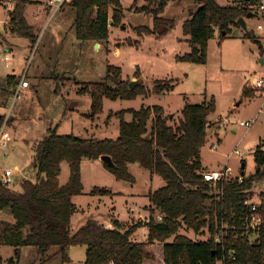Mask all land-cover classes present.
I'll use <instances>...</instances> for the list:
<instances>
[{
	"label": "trees",
	"instance_id": "obj_1",
	"mask_svg": "<svg viewBox=\"0 0 264 264\" xmlns=\"http://www.w3.org/2000/svg\"><path fill=\"white\" fill-rule=\"evenodd\" d=\"M0 1L14 3L9 13L12 31L29 39L33 48L37 38L25 17L30 0ZM146 1L136 11L151 13L154 29L138 26L134 28L135 33L139 37L158 34V31L164 35L173 28V20L161 14L174 0ZM196 1L198 9L183 24L190 52L179 60L206 64L208 45L216 32L225 39L240 18L251 13L256 16L259 0H233L227 6H221L217 0ZM69 5L76 13L73 26L80 40L108 43L110 26L124 25L121 0H71ZM244 37L261 44L249 32ZM261 49L264 52L263 46ZM120 76V68L108 66L101 83L80 90V94L91 97V109L86 116L89 120L103 113L105 98L134 100L138 96L151 97L153 93L162 95L173 90L172 82L163 81L154 82L153 89L145 87L142 81L131 88V80ZM248 91L246 88L245 94ZM213 109V102L206 99L204 103L186 104L177 124L171 123L173 115L161 106L124 110L117 114L119 137L116 140L59 135L54 130L33 144L35 179H23L21 191L6 185L0 187V212L12 217L11 221L0 219V247L10 246L15 250L9 263L19 264L23 249L35 247L43 264H50L56 255H61L63 263L72 264L68 250L82 245L87 248L85 264H145L155 260L149 247L157 243L163 245L165 264H264V226L258 232H246L242 222L249 210L245 202L254 197V187L264 182V149L256 148V170L248 176L242 171L241 181L238 177L217 185L207 182L203 173L208 169L202 163L201 150L209 135L208 115ZM127 113L133 115V121L125 119ZM4 118L0 116V127ZM104 155L113 158L116 167H105L120 181L135 182L129 165L136 163L163 178L165 186L150 196L152 207L162 215L161 221L154 218L150 207L152 214L146 223L127 228L116 218L112 223L114 228H106L88 220L76 232L73 230L74 199L84 192L82 162L100 160ZM64 162L70 165V177L61 186L59 176ZM111 194L104 188L92 191V195ZM261 197L259 210L264 217V192ZM140 228L148 229L146 242L133 238ZM183 229L196 234L206 230L210 237L194 241L180 233ZM218 237L221 243L216 241ZM171 238L173 241L168 242ZM0 264H3L1 257Z\"/></svg>",
	"mask_w": 264,
	"mask_h": 264
},
{
	"label": "rangeland",
	"instance_id": "obj_2",
	"mask_svg": "<svg viewBox=\"0 0 264 264\" xmlns=\"http://www.w3.org/2000/svg\"><path fill=\"white\" fill-rule=\"evenodd\" d=\"M32 1L34 3L28 12L32 32L37 38L35 46L31 48L29 39L14 33V58L21 59L14 63L15 70L5 68L0 57V66L14 76L16 82H21L26 72L30 83V87L23 89L22 96L14 101L16 88H9L7 79L0 77V114L10 117L6 126L7 144L0 145V179L6 169H11L14 174L10 187L21 191L23 179H35L33 144L44 140L54 130L59 135L116 140L119 137L117 114L121 111L161 106L166 113L173 115L171 123L177 124L186 104L205 99L213 102L214 109L208 115L209 135L201 150L204 167L211 171L227 167L232 179L242 177L244 163L247 176L255 172L254 152L259 146L264 149V89L253 90L251 83L245 84L254 77H264V64L261 62L264 60L261 49V46L264 48V11L257 8L256 16L246 18L247 30L240 25L233 26L232 33L225 39L216 33L208 45L207 63L198 64L179 60L190 52L189 37L184 33L183 24L198 9L196 0L170 1L161 16L173 20V28L164 35L158 31V34L154 32L142 37L135 33V27L146 26L153 30L155 26L151 13L136 11L147 1L121 0L124 25L110 26L108 43H103L100 48L95 42L78 39L73 26L76 13L70 5L49 20L50 15L44 13L42 7L46 0ZM217 2L221 6L231 3L230 0ZM1 11L0 19L3 18ZM32 12L36 14L32 16ZM112 15L110 13V18ZM260 25L262 30L258 28ZM5 31L0 25V38L8 36ZM247 32L261 44L245 38ZM9 37L12 38V35ZM108 66L120 68L123 80H139L151 89L156 81L172 82L173 90L162 95L153 93L151 97L138 96L134 100L105 98L103 113L91 121L86 117L91 109V97L80 94V90L101 83ZM247 86L248 95L245 94ZM125 119L131 122L133 115L127 113ZM246 121L255 123L251 127H242L240 123ZM16 168L20 169V173ZM129 172L135 177L134 183L118 180L101 160H84V192L74 199L76 213L72 224L75 232L81 227L78 222L80 217H87V220H94L106 228H114L112 223L116 218L127 228L140 222L146 223L152 213L157 221L162 220L160 211L152 204L150 207L154 211L150 212L149 203L151 194L165 186L163 178L138 163L130 164ZM69 177L70 165L64 162L59 183L67 184ZM95 188H104L113 194L92 195ZM253 192L254 201L264 192V182L257 184ZM128 205L135 206L133 209L137 208L136 211H131L132 208L128 211ZM142 213L147 217H140ZM9 218L12 217L0 212V219ZM147 232V228L138 229L134 240L146 242ZM203 232L180 231L194 241L208 240L210 235L206 230ZM172 241L173 238L168 242ZM150 249L155 260L146 261V264H164L162 245L156 243ZM68 254L73 264H85L87 248L72 246ZM0 257L3 264H10L14 248L0 247ZM19 264H43L39 261L38 249L26 248ZM50 264L65 263L61 255H56Z\"/></svg>",
	"mask_w": 264,
	"mask_h": 264
},
{
	"label": "built area",
	"instance_id": "obj_3",
	"mask_svg": "<svg viewBox=\"0 0 264 264\" xmlns=\"http://www.w3.org/2000/svg\"><path fill=\"white\" fill-rule=\"evenodd\" d=\"M71 0H50L47 4V7L50 9L51 12H53L52 14L55 15L58 11H60L66 4L70 3ZM7 6V8H9L10 12L14 9V3L13 2H7V1H0V7L2 6ZM258 10L260 11H264V0H259V3L257 5ZM9 20H8V25L9 28L12 27L11 24V18L10 16ZM259 30H262V26H258ZM6 60L8 59V57L5 58ZM248 83L253 85L254 89L257 90H261L264 89V77H254L252 79L248 80ZM30 86V83L27 80V73L24 72L23 77L21 78V82L20 85L16 88L15 92H14V101L19 99L22 96V90L26 89ZM4 122L2 124V126L0 127V145H6L7 141H6V137H7V133H6V126L9 123V116H4ZM255 123V121H246V122H241L240 125L242 127H251L253 124ZM214 149H216V146L213 147ZM239 153V152H237ZM13 174L14 172L11 169H6L4 174L2 175V184L6 185V186H10L13 183ZM203 177L204 179L213 184V185H217L219 182L224 181V180H230L232 179L229 175V170L228 168H224L221 171H206L203 173ZM242 180V177H240V181ZM263 192L260 193V196L257 197V200L253 201L252 199H249L245 202V204L248 206L249 210L248 213L244 215L242 222H243V228L246 232L248 231H260L262 229V227L264 226V217L262 215V213L260 212L259 208L261 205V194ZM217 242H222L221 241V237H218Z\"/></svg>",
	"mask_w": 264,
	"mask_h": 264
},
{
	"label": "crops",
	"instance_id": "obj_4",
	"mask_svg": "<svg viewBox=\"0 0 264 264\" xmlns=\"http://www.w3.org/2000/svg\"><path fill=\"white\" fill-rule=\"evenodd\" d=\"M50 0H46V1H44L43 2V4H42V7H43V12L44 13H46L47 15L49 14L50 15V17H49V20H52L53 18H54V16H53V14H51V11H50V9L47 7V4H48V2H49ZM231 2L233 1V0H230ZM30 4L26 7V10H25V17H26V20H27V22H28V24L31 26V23H30V17H29V9H30V7H32V4L34 3V1H32V0H30ZM70 3H68V4H66L65 6H68ZM64 6V7H65ZM64 7L60 10V11H62L63 9H64ZM2 10V11H1ZM0 11L2 12V19H0V25H2L4 28H5V33H7V37H1L0 38V40H1V42H0V57H1V61L3 62V63H5V65H4V67L5 68H12L13 70H15V68H13L15 65H14V63L15 62H18L19 60H21V59H16V58H14L15 57V51H14V49H15V47H14V45H15V39H14V37H15V35H14V33H13V31H12V27L11 28H9V25H8V20H9V13H10V10H9V8H7V6L5 5V6H2V7H0ZM47 11V12H46ZM60 11H58V12H60ZM57 12V13H58ZM56 13V14H57ZM32 16H34L35 14H36V12H32V13H30ZM55 14V15H56ZM53 17V18H52ZM111 17V16H110ZM32 27V26H31ZM9 32H11L12 34H10ZM216 33H219V32H216ZM9 35H12V38L11 37H9ZM96 44H98V43H96ZM30 45V44H29ZM99 45V48L100 47H102V45L103 44H98ZM30 47L32 48V46L30 45ZM116 54L118 55L119 54V51H117L116 52ZM6 57H8V59L6 60L5 58ZM13 61V65L11 64V65H9V62L10 61ZM264 64V63H263ZM0 77L1 78H6L7 79V85H8V87L9 88H17L19 85H20V81L19 82H16L15 80H14V76H11L10 74H9V72L7 71L6 72V70H4L3 69V67L2 66H0ZM136 79V78H135ZM248 84V81H247V83L245 84V86ZM30 87V86H29ZM28 87V88H29ZM28 88H26V89H28ZM246 88H248L249 89V87L247 86ZM253 90H255L254 88H253ZM0 116H6V115H3V114H0ZM10 149L11 150H13L14 148L13 147H10ZM84 162V161H83ZM82 162V163H83ZM16 171L17 172H19L20 173V169H18V168H16ZM208 171H211V170H208ZM1 180V179H0ZM66 183H64V184H61L60 183V185L61 186H63V185H65ZM151 206V200H150V203H149V207ZM128 207V211H129V209L130 208H132V210L131 211H136V209H133L135 206H133V205H128L127 206ZM146 213V212H145ZM145 213H142L141 215H140V217H147L146 216V214ZM136 214V213H135ZM75 215H73V217H74ZM118 219V218H117ZM9 220L11 221L12 220V218H9ZM79 221V226H83L88 220H87V217H80L79 219H78ZM119 220V219H118ZM120 221V220H119ZM148 220H146V222H147ZM108 228H111V227H108ZM147 234H148V232H147ZM155 245H153V246H151V247H149V251L151 252V249L150 248H152V247H154ZM4 247V246H3ZM29 248V247H28ZM15 251V250H14ZM26 254V248H24L23 249V252H22V257L21 258H23V256ZM162 260H163V263H164V254H163V245H162ZM72 264H73V262H72ZM145 264H146V262H145ZM165 264V263H164Z\"/></svg>",
	"mask_w": 264,
	"mask_h": 264
},
{
	"label": "water",
	"instance_id": "obj_5",
	"mask_svg": "<svg viewBox=\"0 0 264 264\" xmlns=\"http://www.w3.org/2000/svg\"><path fill=\"white\" fill-rule=\"evenodd\" d=\"M254 16H255V15L251 13V14H249V15H248L247 17H245V18H240V19L238 20L237 23H238V25H240L241 27H243L245 30H247L246 18H251V17H254ZM110 25H111V24H110ZM96 46H97V48L99 47L98 44H97ZM261 62L264 63V60H262ZM139 82H140L139 80L131 81V83H130V87L133 88L134 86L138 85ZM202 103H204V101H202ZM100 160L103 162L104 165H106V166H108V167H110V168H115V167H116V164H115L113 158H112L111 156H109V155L101 156V157H100ZM245 168H246V164L244 163V164L242 165V171H243V173L245 172V171H244ZM1 186H3V184H2V181L0 180V187H1Z\"/></svg>",
	"mask_w": 264,
	"mask_h": 264
}]
</instances>
